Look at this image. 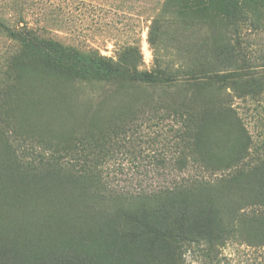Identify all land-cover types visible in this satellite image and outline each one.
<instances>
[{"label": "trees", "instance_id": "trees-1", "mask_svg": "<svg viewBox=\"0 0 264 264\" xmlns=\"http://www.w3.org/2000/svg\"><path fill=\"white\" fill-rule=\"evenodd\" d=\"M165 1L148 31L151 69L141 68L139 44L122 45L114 56L83 53L40 34L23 16L25 23L16 26L0 15V34L15 43L0 64V123L14 141L33 144L26 154L0 133V252L13 258L0 264H62L58 244L71 253L64 264L126 260L129 244L144 252L137 240L157 252L139 264H220L229 243L264 249V152L249 157L252 137L231 98L264 95V70L255 71L264 69V40L257 56L241 36L246 25L264 31V13L244 9L241 0H212L216 9L206 21L215 25L208 32L187 15L172 16ZM48 68L86 90L90 116L82 131L36 123L34 115L46 107L30 99L37 79L28 75H45ZM103 84L111 95L102 94ZM177 84L178 95L171 88ZM119 98L125 103L105 109ZM140 118L171 124L158 160L174 161L166 165L173 178L153 190L121 194L99 158ZM40 202L53 207L39 214ZM65 223L70 230H61Z\"/></svg>", "mask_w": 264, "mask_h": 264}, {"label": "rangeland", "instance_id": "rangeland-1", "mask_svg": "<svg viewBox=\"0 0 264 264\" xmlns=\"http://www.w3.org/2000/svg\"><path fill=\"white\" fill-rule=\"evenodd\" d=\"M162 2L163 0H22L17 3L16 0H0V15L12 25H23L27 22L40 34L57 38L83 53L97 50L102 54L114 56L122 45L139 44L144 60L141 68L151 69L154 66L153 49L148 42V31L153 17L162 7ZM241 2L243 8L248 11L255 9L256 12L264 13V0H250L248 4L244 0ZM212 3V0H166L163 9L172 10L174 12L172 16L174 14L179 17L187 15L184 17L186 20H195L193 22H199V26L204 31L211 32V25H215V20H206H209L213 10L216 9ZM22 16L25 22L20 21ZM241 36L244 38L243 40H249L250 49L256 52L264 40V31L246 25ZM14 44L13 41L0 34V64L8 51L15 49ZM254 55H257V52ZM255 64L260 66L263 63L261 60H257ZM45 70V75L38 73V70H33L28 75L36 76L37 79H33L30 84V93H28L30 99L39 101L44 104L42 105L44 108L46 107L44 114L39 115L36 112L34 115L36 123L40 126H48L50 122L67 131L70 129L82 131L90 116L86 112V106L90 103L86 90H78L77 86L68 83L65 78L63 79L68 75L64 76L65 73L59 69L48 68ZM263 70L260 67L255 71L262 73ZM56 85L58 88L55 87ZM178 86L179 84L171 86L176 95L182 92L181 86ZM53 88L60 92V95ZM109 89L111 88L108 85L103 84L100 91L103 95H111L112 91ZM87 91L93 92L91 88ZM231 98H233L232 102L252 137L249 157L255 156L260 151L264 152V95L253 97L251 100L239 97V95H231ZM125 101L126 99L120 100V98L111 100L106 103L105 109H110L109 107L117 103L124 104ZM39 118L41 120H38ZM152 120L155 122L144 121L141 118L137 120L136 124L138 125L135 130L124 133L123 139L116 137L115 142L109 145L110 155L107 154L103 158H99V167L103 170V175H106L113 187L123 190L121 194H124L122 193L124 191L153 190L167 185L173 178V174L167 170L166 165L174 161L158 160L164 155V152L166 153L167 142L163 136L169 134L167 130L171 124L167 119L153 118ZM9 129L0 123V133L1 131L8 133L14 146L26 154L29 153L33 144L28 141H20L18 138V141H14V135L8 131ZM82 158L84 159V155ZM66 160L73 161L75 158L66 154ZM93 163L95 164L96 161ZM93 163L90 167L94 166ZM192 172L194 173V168ZM198 172L202 173L197 169ZM218 175L220 173L211 175L210 181H213ZM87 179L90 181L88 177ZM47 198L50 200L49 196ZM48 205L53 207L50 202L37 203L35 211L42 214ZM29 209L30 207L27 206V210ZM194 212L195 210L190 213ZM119 223L121 222L119 221ZM66 225L61 230H70L68 223ZM136 242L138 245L142 244L144 252H139L135 244H129L126 251L128 258L118 261L111 259V264H139L141 261L152 259L157 254L150 247L144 245L146 242L143 240ZM57 246L61 247L58 256L64 264L68 260L67 256L71 253L62 244ZM123 253L125 254V249ZM1 258L4 260L13 259L0 252ZM220 262V264H264V249L229 243L223 249ZM193 264L199 263L194 261Z\"/></svg>", "mask_w": 264, "mask_h": 264}]
</instances>
